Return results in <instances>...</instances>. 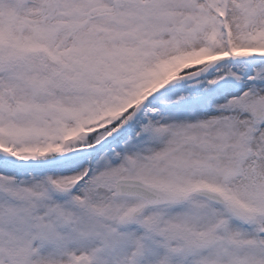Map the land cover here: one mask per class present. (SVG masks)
<instances>
[{
	"label": "snow or ice",
	"instance_id": "6c2138e0",
	"mask_svg": "<svg viewBox=\"0 0 264 264\" xmlns=\"http://www.w3.org/2000/svg\"><path fill=\"white\" fill-rule=\"evenodd\" d=\"M0 264H264V0H0Z\"/></svg>",
	"mask_w": 264,
	"mask_h": 264
}]
</instances>
